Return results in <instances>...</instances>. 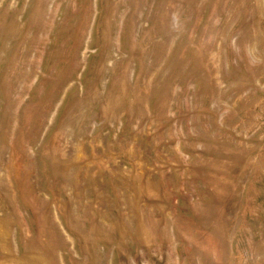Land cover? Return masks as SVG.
<instances>
[{"label":"rangeland","instance_id":"1","mask_svg":"<svg viewBox=\"0 0 264 264\" xmlns=\"http://www.w3.org/2000/svg\"><path fill=\"white\" fill-rule=\"evenodd\" d=\"M0 264H264V0H0Z\"/></svg>","mask_w":264,"mask_h":264}]
</instances>
